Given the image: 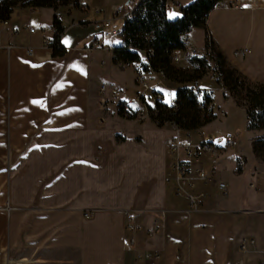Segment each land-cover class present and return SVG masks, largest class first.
Returning <instances> with one entry per match:
<instances>
[{"label":"crops","instance_id":"obj_1","mask_svg":"<svg viewBox=\"0 0 264 264\" xmlns=\"http://www.w3.org/2000/svg\"><path fill=\"white\" fill-rule=\"evenodd\" d=\"M231 1L219 0L205 28L232 67L249 81L264 82V0H236V7ZM95 8L106 9L59 8L62 55L43 42L53 33L40 31L52 24L51 7L16 5L0 24V264H264V162L252 150L224 148L215 180L226 183L228 195L222 197L215 182L198 184L208 194L190 210L164 181L174 134L169 124L135 121L136 128L126 129L119 119L131 120L117 112L118 120L97 122L100 85L109 98L127 85L98 79V71L120 64L111 59L114 44L92 26L109 7L101 13ZM94 40L103 48H92ZM238 50L243 54L235 55ZM182 60L179 66H190ZM131 66L151 85L144 91L149 104L154 91L164 97V86H180ZM201 86L210 88L202 79ZM129 221L144 227L158 221L160 227L149 238L137 232L129 246ZM145 251L160 257L145 260Z\"/></svg>","mask_w":264,"mask_h":264},{"label":"trees","instance_id":"obj_2","mask_svg":"<svg viewBox=\"0 0 264 264\" xmlns=\"http://www.w3.org/2000/svg\"><path fill=\"white\" fill-rule=\"evenodd\" d=\"M72 1L0 0V22L9 18L16 5L51 7L54 10L52 24L55 31L48 46L53 55H62L65 47L60 42V36L64 27L57 16V10L70 7ZM218 2L219 0H191L181 6L178 16L171 18L164 9V0H128L125 7L131 12L122 17V42L112 47L111 59L113 63L120 65L125 62H140L137 50H143L147 58L140 63L142 70L162 73L165 79L179 84L174 104L154 101L156 108L153 118L157 119L158 126L174 122L184 130L201 129L215 118L198 107L197 96L190 87L194 79H202L208 72L213 74L214 83L225 87L234 96L236 104L244 108L246 129L258 132L251 141V150L254 157L264 162V82L247 80L215 46L205 28V20L208 12ZM80 3L85 5L83 0ZM73 8H79V4ZM193 27H200L204 31L203 48L198 54L187 58L189 67H181L172 61V54L174 51L182 52L180 37ZM206 96H213L211 90ZM237 164V171H240V163Z\"/></svg>","mask_w":264,"mask_h":264},{"label":"built area","instance_id":"obj_3","mask_svg":"<svg viewBox=\"0 0 264 264\" xmlns=\"http://www.w3.org/2000/svg\"><path fill=\"white\" fill-rule=\"evenodd\" d=\"M79 4V8L87 10V6L80 3V0H73L69 5L73 7ZM219 2L217 3V5ZM183 0H164V9L169 12L171 10H178L183 6ZM231 6H238L236 0L230 2ZM104 8H95V12H102ZM59 9L57 10V12ZM131 11L120 4H111L108 9V15L103 16L97 20L92 21L94 30L101 37H109L111 35L120 34V26L117 20ZM0 24H7V19L2 20ZM29 32L35 31L34 27L28 28ZM41 32L53 33L55 27L53 24L45 25L40 29ZM51 38H45L44 44L48 45ZM180 42L183 45L182 52L174 51L172 54V61L178 63L182 58H189L200 52L198 48L191 46L188 33H183L180 37ZM92 48H103L98 40H94L91 44ZM30 50V48H28ZM140 54L141 61L146 60V54L143 50H137ZM244 50H238L235 55H242ZM139 62H125L123 66H131ZM164 78L162 73H159ZM209 78L214 80V75L209 74ZM136 83L140 85L141 89L136 92L134 96H124L116 91L111 92V99L105 97L106 85L101 84L99 90L101 96L99 97V104L105 107L107 102L113 101L115 103L116 112L122 118L129 120H136L143 122L148 119L156 124L157 119L153 118V111L155 110L154 102L149 104L144 97V91L151 89V85L147 82L143 73H138L135 77ZM222 86V85H220ZM191 89L197 96L198 107L206 110L208 113L220 117L226 116V111L212 96L207 98L206 93L210 88L201 86V79H194L190 84ZM223 87V86H222ZM154 101L164 102L163 94L160 91L152 93ZM175 96L170 103L174 104ZM100 124L104 122V118L99 116ZM174 129V134L167 142L166 156L168 158L169 173L164 176V181L173 185L174 196L183 198L186 201L187 208L196 210L200 208L202 202L206 198L208 192L204 189H199L198 184L207 185L215 182L217 191L222 197L228 195V188L226 183L221 180H215L217 174V156L224 149L234 144L235 136L232 132L225 131L222 140L219 142L212 135H205L201 129L184 130L177 126L174 122H165ZM206 164V165H205ZM249 186H253L250 182ZM160 224L154 221L150 227H144L136 222L129 221L125 224V232L127 243L133 246L136 243V233L142 232L145 237L149 238L159 230ZM253 242V240H250ZM245 247V240L240 242V248ZM145 260H156L160 257L158 251H145L141 255Z\"/></svg>","mask_w":264,"mask_h":264},{"label":"rangeland","instance_id":"obj_4","mask_svg":"<svg viewBox=\"0 0 264 264\" xmlns=\"http://www.w3.org/2000/svg\"><path fill=\"white\" fill-rule=\"evenodd\" d=\"M188 1H191V0H183V3H186ZM104 2H105V0H83V3L89 7L104 6L106 8L105 11H107V8L111 4H120L123 6L126 5L125 4L126 0H106V2H107L106 5H104ZM65 8H66V10H70L73 7H69V6L64 7V8L61 7L60 9H62V10H60V11H63ZM76 12H78V11H76ZM179 12H178V10L174 9V10H171L168 15H169V17L173 18V17H176L179 14ZM117 23L119 26H121V24H122V18L121 17L117 20ZM203 33L204 32H203L202 28H200V27H193L190 31H188V36H189V39L191 42V46H193V45L200 46L203 43V35H204ZM107 40L112 42L115 46V45H118L122 42V37L120 34L119 35H111V36L107 37ZM202 48H203V46H201V48H198V50L201 51ZM180 63H184V61L181 59ZM133 67L134 66L127 67V66H123V65L119 66L116 64L115 65L112 64V68L110 70L104 69L100 72L98 71V79L104 83L111 80V79H116V81L119 83L124 80L127 87H126V91L123 93V95L124 96H134L136 94V92H134V90H132V89L137 88V86L135 84L136 80L134 81L136 75L134 73ZM209 74H210V72H208V74H205L203 76L202 83L205 85H208L210 88H213V90H214L213 96H214L215 100L222 107H224V109L227 113V116H226V118H217V119L212 120L211 122H208L207 124H205L202 127L201 131L205 135H213V136L218 137V138L222 137V135L225 131L232 132L235 136V142L233 145H231L229 147H232L233 151L240 150V151H242V153L246 154L249 151H251L250 138H251L252 134H254V132H257V131H255V130L250 131V130L246 129V127H245L246 115H245L244 108L236 104L235 98L231 94V92H228L225 89V87H222V86L214 83V81L209 78ZM112 76H115V77H112ZM169 85H171V84H167V86L163 87L164 93H165L164 94V101H166V102L171 101V99L175 96V91H176L175 89L174 90L168 89ZM104 94H105V97L107 99H109V95L107 94V91H105ZM225 94H228V95L226 96ZM100 96H101V92L99 90V94L97 96L98 108H95L93 105H91V108L94 107L93 112L101 114L100 116H102L104 118V122H105V117H106V119H108L109 116L118 120L119 118L116 115L117 113H116L115 103L113 101H109V102H107L105 107H101L99 104V97ZM146 120H148V119H146ZM131 121H134V122H131ZM131 121L119 119L118 125L120 122L121 123L120 125H122L126 129L136 128L137 127L136 122H139V121H136V120H131ZM97 122L99 123L98 119H97ZM104 122L102 124H104ZM225 168H228L227 164H225ZM226 170H228V169H226Z\"/></svg>","mask_w":264,"mask_h":264}]
</instances>
